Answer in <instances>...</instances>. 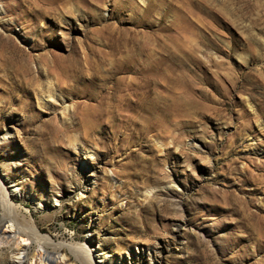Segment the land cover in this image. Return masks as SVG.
<instances>
[{"label":"rangeland","instance_id":"1","mask_svg":"<svg viewBox=\"0 0 264 264\" xmlns=\"http://www.w3.org/2000/svg\"><path fill=\"white\" fill-rule=\"evenodd\" d=\"M0 174L102 264H264V0H0Z\"/></svg>","mask_w":264,"mask_h":264},{"label":"bare ground","instance_id":"2","mask_svg":"<svg viewBox=\"0 0 264 264\" xmlns=\"http://www.w3.org/2000/svg\"><path fill=\"white\" fill-rule=\"evenodd\" d=\"M159 62L162 63L161 60ZM145 77L146 76H144V79H146ZM138 78L140 81L139 85H135V83H137L135 80L126 83L122 82L119 83L118 91L132 90V94H136L135 91L143 89L146 85L144 84L145 81L143 80L142 75ZM144 92L145 91H141V93ZM48 96L62 98L59 93L56 95L55 92H51ZM141 97L143 96L137 97L136 102H139ZM43 98L44 97L40 95L41 101L44 100ZM63 102L64 101L62 100V104ZM67 110L68 106L64 104V114L62 115L63 121H67L68 119L65 114ZM11 179L12 177L9 175L0 174V264L103 263L104 253L91 247L93 246V243L92 238L90 237L84 244H76V248H71V246L65 242L55 241V238L50 234H43L30 216L27 217L20 212L18 205L14 200H24L29 196L26 197V193L24 192L22 194L20 192L21 190L17 187V183H15L16 180L12 181ZM80 186L83 187V185ZM81 196H83L82 193H80L79 197ZM30 199L36 209L46 206V203L43 200L38 201L34 197H30Z\"/></svg>","mask_w":264,"mask_h":264}]
</instances>
